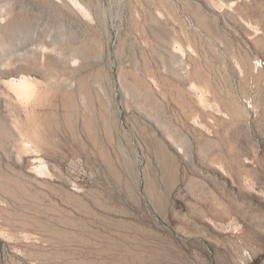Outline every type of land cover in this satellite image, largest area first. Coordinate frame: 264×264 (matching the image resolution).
<instances>
[{
  "label": "rangeland",
  "instance_id": "obj_1",
  "mask_svg": "<svg viewBox=\"0 0 264 264\" xmlns=\"http://www.w3.org/2000/svg\"><path fill=\"white\" fill-rule=\"evenodd\" d=\"M0 264H264V0H0Z\"/></svg>",
  "mask_w": 264,
  "mask_h": 264
},
{
  "label": "bare ground",
  "instance_id": "obj_2",
  "mask_svg": "<svg viewBox=\"0 0 264 264\" xmlns=\"http://www.w3.org/2000/svg\"><path fill=\"white\" fill-rule=\"evenodd\" d=\"M15 84L17 86H20L21 88H26L28 86V84H29V81H27L26 78H22L19 81H16ZM27 90H28V88H27Z\"/></svg>",
  "mask_w": 264,
  "mask_h": 264
}]
</instances>
